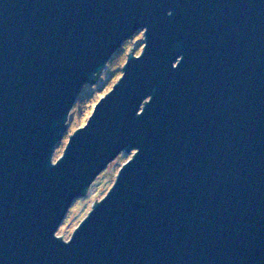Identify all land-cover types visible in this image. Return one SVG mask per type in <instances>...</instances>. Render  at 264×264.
Returning a JSON list of instances; mask_svg holds the SVG:
<instances>
[{
	"label": "water",
	"instance_id": "water-1",
	"mask_svg": "<svg viewBox=\"0 0 264 264\" xmlns=\"http://www.w3.org/2000/svg\"><path fill=\"white\" fill-rule=\"evenodd\" d=\"M140 32L54 161L84 87ZM0 264H264V0H0Z\"/></svg>",
	"mask_w": 264,
	"mask_h": 264
},
{
	"label": "rangeland",
	"instance_id": "rangeland-1",
	"mask_svg": "<svg viewBox=\"0 0 264 264\" xmlns=\"http://www.w3.org/2000/svg\"><path fill=\"white\" fill-rule=\"evenodd\" d=\"M143 33L140 32L136 34L133 38V43L131 41H127L123 47L112 57V59L108 63V67H110L108 71V76L112 75L110 81L104 84V87L101 91L97 92L96 99L94 102H91L83 108L82 112L79 110L77 112V116H73V111L70 115L69 127L67 132L64 135V138L59 142L56 152L54 155V161H56L63 153L68 140L69 136L72 135L77 129L83 127L91 114L94 111L96 104L99 102L101 98H103L114 86V84L119 80L122 76V68L127 60V56L129 52L133 49L135 50V54L138 56L141 54L143 50ZM123 50V51H122ZM114 60V61H113ZM108 69V68H107ZM107 71V70H106ZM105 73L100 77L101 80L105 81ZM99 82V81H98ZM99 84V83H98ZM97 84V85H98ZM96 85V86H97ZM91 86V85H87ZM94 86V87H96ZM86 87V86H85ZM84 87V89H85ZM91 91V90H89ZM83 92V91H82ZM82 94V93H81ZM80 94V95H81ZM78 103V102H77ZM77 103L75 104L73 110L76 108ZM76 114V115H77ZM133 153L131 154H121L114 162H112L108 168L94 181L93 185L91 186L89 193L86 196L78 198L74 204L72 205L71 209L69 210L63 224L61 225L60 229L58 230L57 236L63 237L65 240H69L77 228L78 224H80L83 219L88 215L91 211L94 203L100 201L112 187L116 176L121 169V167L132 157Z\"/></svg>",
	"mask_w": 264,
	"mask_h": 264
},
{
	"label": "trees",
	"instance_id": "trees-1",
	"mask_svg": "<svg viewBox=\"0 0 264 264\" xmlns=\"http://www.w3.org/2000/svg\"><path fill=\"white\" fill-rule=\"evenodd\" d=\"M109 69H110V67H108V69L106 71V74L104 75L105 76V81L100 79L99 82H98L99 84L97 83L98 85L97 84L94 85V86L97 85L96 87H94V86H88L87 87L86 86L85 89H83L82 94L78 98L77 106L73 110V114H72L73 116L75 115V116L78 117L77 112L79 110H81L82 112H84L83 111V108H85V106L87 104L95 101L97 92L101 91V89L104 87V84L108 83L110 81L111 77H113L112 75H110L111 77L110 76L107 77L108 76ZM89 90H91V91H89Z\"/></svg>",
	"mask_w": 264,
	"mask_h": 264
}]
</instances>
